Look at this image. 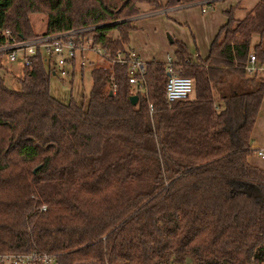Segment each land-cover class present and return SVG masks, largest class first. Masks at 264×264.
<instances>
[{
  "label": "trees",
  "instance_id": "obj_1",
  "mask_svg": "<svg viewBox=\"0 0 264 264\" xmlns=\"http://www.w3.org/2000/svg\"><path fill=\"white\" fill-rule=\"evenodd\" d=\"M195 1L0 0V31L33 37L29 13L44 12L47 32L94 25L77 37L129 57L140 3ZM236 6L207 55L173 38L175 71L195 89L171 103L166 61H146L137 85L129 62L93 66L84 107L51 94L41 52L18 88L5 83L0 56V253L48 252L55 264H264V166L250 160L264 75L245 67L252 51L264 61L262 40L252 47L254 33L264 36V0L242 18Z\"/></svg>",
  "mask_w": 264,
  "mask_h": 264
},
{
  "label": "rangeland",
  "instance_id": "obj_2",
  "mask_svg": "<svg viewBox=\"0 0 264 264\" xmlns=\"http://www.w3.org/2000/svg\"><path fill=\"white\" fill-rule=\"evenodd\" d=\"M216 0L214 2V7L219 13H223V6L229 4L234 0ZM237 1L235 5L236 11L235 15L237 18H242L250 12L257 2V0H235ZM182 5V4H181ZM141 6V17L133 19L135 28L139 31L135 32L134 39L139 43H142L146 49L159 52V56H163L164 60L165 55L168 50H174L175 44L171 41L172 38H179L187 41L190 44L191 50L195 52L196 44L200 47V52L204 56L208 53V43L206 38L207 31L210 28L209 25H206L205 12H202L200 4H188L179 6L182 11H175L177 8L172 10H151V6L146 2L140 3ZM204 6H207L206 4ZM172 7V6H170ZM168 7V8H170ZM189 8V9H184ZM166 9V8H164ZM209 8L208 10H210ZM188 10L191 12H197L193 17L188 15ZM224 14V13H223ZM140 15V14H138ZM135 15L134 17L138 16ZM252 16V14H251ZM46 13L44 12H30V24L33 32L40 31L45 23ZM225 17V15H223ZM140 18H144L143 21ZM140 23L142 26L139 27ZM212 25V23H211ZM212 28V27H211ZM206 30V32H204ZM116 30H113V34H116ZM136 36V37H135ZM262 40L264 45V36L261 39V36L257 33H254L252 36V47ZM134 44L130 41V47ZM85 65H80V52H77V61L75 65L74 73L72 74L69 71L68 74L59 75L53 74L51 72L49 79V89L52 95L63 102L69 101L70 98H73L79 104H82L84 107L87 105L89 90H91L93 84L92 77V68L97 64H109L107 57L100 55L93 49L83 50ZM5 83L13 88H18L19 83L17 78L22 74L23 64L17 61H9L5 57L2 58ZM56 67V65H53ZM72 74V75H71ZM233 83H238L237 79L234 78ZM193 95V94H191ZM189 261V260H188Z\"/></svg>",
  "mask_w": 264,
  "mask_h": 264
},
{
  "label": "built area",
  "instance_id": "obj_3",
  "mask_svg": "<svg viewBox=\"0 0 264 264\" xmlns=\"http://www.w3.org/2000/svg\"><path fill=\"white\" fill-rule=\"evenodd\" d=\"M212 1L197 0L188 4H201L202 9L207 11L209 8L214 7ZM205 4L207 6H204ZM94 27V25L84 26L53 33L43 31L36 33L35 36L30 38L17 37L10 29H4L0 31V56L1 58L5 57L9 61L21 62L23 66H27L30 64L31 58L37 52H41L53 74L65 75L69 71L72 74L74 73L77 52H80L82 58L80 65L83 66L85 65L83 50L93 49L112 62H129L128 76L130 82L137 85L140 81H143L140 75L145 71V62L134 50L130 52L129 57L124 52L118 51L117 55L111 58L110 52L100 44H94L91 38L83 40L77 37L79 33ZM173 59L174 56L169 54L166 60L169 77L165 88V99L169 103L189 97L195 89L194 78L176 72L172 63ZM54 64L56 67L53 66ZM245 67L251 74L264 75V61H260L253 51L250 52ZM141 88H143V85H141ZM113 90H115V87ZM258 154L264 158V149H259ZM0 260L6 264H55V256L53 254L40 251L0 253Z\"/></svg>",
  "mask_w": 264,
  "mask_h": 264
},
{
  "label": "crops",
  "instance_id": "obj_4",
  "mask_svg": "<svg viewBox=\"0 0 264 264\" xmlns=\"http://www.w3.org/2000/svg\"><path fill=\"white\" fill-rule=\"evenodd\" d=\"M229 1H231V0H229ZM236 2L237 1L234 0V1L230 2L229 4L224 5L222 7L223 8L222 9L223 13H224V10L226 8H228V7L232 6V5H235ZM183 5H188V4L172 6L170 8H166V9H163V10H168V9L172 10L173 8H177L178 7L179 9H177L175 11H182V9L179 6H183ZM185 9H189V8H185ZM201 10H202V12L206 13L205 16H203V18L205 19L204 21H205L206 25L210 26V28H208L209 30L207 31L206 36L204 37V38H206L205 41L208 40L206 43H208V51H209V47H210V44H211L213 38L216 36L219 28L226 22L227 16L225 15V13L224 14L223 13L222 14L219 13V11L216 10V6L211 8L210 10H207V11H204L202 9V7H201ZM196 13L197 12H193V11L191 12L190 10H188V15L189 16L193 17ZM143 15L144 14H142V15L140 14V15L134 17V18L137 19V17H141ZM223 15H225V17H223ZM140 19H142V20H138V21H143L144 18H140ZM44 21H45V23H44L43 27L41 28V30L37 31L36 33L46 31L47 15H46ZM211 23H212V25H211ZM141 26H142V23H140L139 27H141ZM137 31H139L137 28H134L133 30L130 31V41H132V43L134 44L131 47L132 50H134L136 52V54L144 62H146L148 60H152V59H158V60L166 61V59L164 60L163 56H162V58L161 57H157V56L160 55L159 52L150 50V48L146 49L145 46L142 43H139L138 41H136V38L134 39L135 32H137ZM204 32H206V30ZM177 39H179V38H177ZM180 40H182V39H180ZM183 41H185V40H183ZM185 42L188 44V46L190 48V51L193 52L191 50L190 44L187 41H185ZM175 49H176V46H175L173 51L172 50H168L166 55H165V58L168 57L169 54L174 55ZM197 50L200 51V47L196 44L195 52H193V53H196ZM252 136H253L252 137V148L254 149V151L252 152V155L250 156V160L252 162H254V163L261 164L262 166H264V158H262L258 154V150L259 149H264V102H263L259 117L257 119V122L255 124L254 132H253Z\"/></svg>",
  "mask_w": 264,
  "mask_h": 264
},
{
  "label": "water",
  "instance_id": "obj_5",
  "mask_svg": "<svg viewBox=\"0 0 264 264\" xmlns=\"http://www.w3.org/2000/svg\"><path fill=\"white\" fill-rule=\"evenodd\" d=\"M171 41L173 42V38L172 37H171ZM130 99H131L132 103L136 104L138 99H139V96L137 94H132L130 96Z\"/></svg>",
  "mask_w": 264,
  "mask_h": 264
}]
</instances>
